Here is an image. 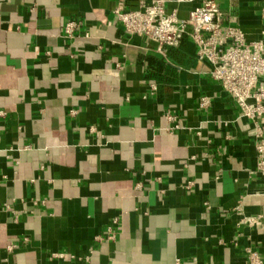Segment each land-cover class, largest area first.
Listing matches in <instances>:
<instances>
[{
    "label": "crops",
    "instance_id": "0c3cea01",
    "mask_svg": "<svg viewBox=\"0 0 264 264\" xmlns=\"http://www.w3.org/2000/svg\"><path fill=\"white\" fill-rule=\"evenodd\" d=\"M217 2L264 41V0ZM121 5L139 0H0V204L22 214L0 212V264H247V248L264 261L253 122L193 41L164 56L117 22Z\"/></svg>",
    "mask_w": 264,
    "mask_h": 264
},
{
    "label": "built area",
    "instance_id": "2783aa9c",
    "mask_svg": "<svg viewBox=\"0 0 264 264\" xmlns=\"http://www.w3.org/2000/svg\"><path fill=\"white\" fill-rule=\"evenodd\" d=\"M170 1L139 0L136 10H126L121 5L114 11L115 17L129 35L145 37L156 43L158 51L164 56L168 49L179 48L184 39L193 41L197 47V58L210 65L211 77L235 101L241 117L253 122L254 129L250 133L257 139L255 173L264 180V41L248 43L239 27L225 25V14L217 0H175L177 3H200L191 10L187 19H179L176 10L168 12L167 4ZM262 16L264 19V6ZM81 27L82 23L77 20L67 21L63 29L64 37L75 38ZM156 89L155 85L151 86L152 91ZM211 105L210 98H201V110ZM0 116L4 117L5 113L0 112ZM166 117L170 121L177 120L171 113H167ZM197 134L201 136L200 131ZM191 186L192 183H189L187 188ZM14 202L12 200L0 204V212L12 213L13 221L18 223L22 214L14 210ZM33 204L45 206L46 201H34ZM241 207L240 203L236 211L242 214ZM254 220L248 219L247 222L251 224ZM117 223L118 219H115L113 224ZM115 239L114 227L108 229L106 236L96 238L98 242ZM15 248V245H10L8 250ZM246 254L247 264H264L261 256L253 249L247 248Z\"/></svg>",
    "mask_w": 264,
    "mask_h": 264
}]
</instances>
